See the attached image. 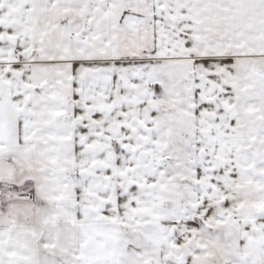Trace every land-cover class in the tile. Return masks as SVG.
Returning <instances> with one entry per match:
<instances>
[{"label":"snow or ice","instance_id":"6c2138e0","mask_svg":"<svg viewBox=\"0 0 264 264\" xmlns=\"http://www.w3.org/2000/svg\"><path fill=\"white\" fill-rule=\"evenodd\" d=\"M0 264H264V0H0Z\"/></svg>","mask_w":264,"mask_h":264}]
</instances>
